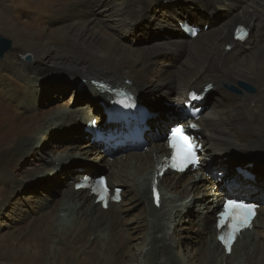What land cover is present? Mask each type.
<instances>
[{"label": "bare ground", "instance_id": "obj_1", "mask_svg": "<svg viewBox=\"0 0 264 264\" xmlns=\"http://www.w3.org/2000/svg\"><path fill=\"white\" fill-rule=\"evenodd\" d=\"M181 1L0 0V34L12 40L11 48L0 57V211L11 208L18 192L35 176L49 175L42 187L47 198L35 205L33 215L26 216L28 227L19 231L20 236L3 239L19 247L20 240H36L23 253L10 250L14 264H27L24 259L36 264H159L158 260L160 264H190V258L191 264H235L236 256L240 258L237 264H264V170L258 165L264 156L263 1L216 0L205 11L194 0L186 10ZM136 14L149 16L165 28L143 30L146 42L139 44L138 38L132 43L127 32L139 25ZM184 20L207 26L194 38L188 37L185 30H176ZM237 25L248 29L243 42L232 39ZM153 34L164 37L152 39ZM26 53H31V62L23 58ZM50 75L74 78L87 92L91 90L94 104L109 100L111 93L126 92L145 107L153 103L157 111L160 101L166 99L173 103L170 115L179 119L183 100L189 101L186 94L211 85L198 101L202 106L196 132L202 144L199 169L179 174L165 171L152 177L159 156L167 154L166 134L161 131L166 133L169 126V119L155 112L144 116L145 148L132 151L117 145L112 154L107 153L105 143L96 137L92 141L86 129V121L105 114L104 108L83 102L86 112L68 111L69 120L64 116L58 121L62 113L57 105L40 108L36 103L38 90L48 92L40 84ZM239 83L254 91L235 93L226 88L240 87ZM144 85L147 88L139 93ZM62 90L53 87L51 92L57 95ZM199 105L189 101L191 108ZM79 112V121L74 122ZM102 115L101 122L108 124ZM173 119L170 123L177 118ZM185 119L176 122L185 123ZM67 120L77 126L65 127L69 135L60 136V122ZM81 132H86L88 139L75 144ZM41 134L45 143L32 154ZM80 149V158L72 159L71 154ZM212 154L211 163L202 157ZM223 156L239 165H250L253 160L255 169L250 172L245 168L251 173L246 177L234 165L219 162ZM58 168L63 175H55ZM100 170L107 171L110 187L121 186L120 200L110 202L106 209L94 201L88 189L74 188L80 177ZM133 175H140L138 190L131 188ZM204 182L205 189L217 186L204 192ZM53 186L60 197L48 208ZM28 188L34 192L37 187L32 183ZM230 192L254 198L260 205L251 230L242 232L225 254L216 240L215 214L221 199ZM184 198H188L189 209H185L186 203L180 204ZM62 210L69 213L64 224L59 215ZM185 210L188 226L182 218ZM169 213L176 223L170 222ZM18 216L23 220L24 215ZM186 228L193 231L195 249L190 253L185 248L176 258L168 249L176 238H181L180 243L191 241L184 234ZM135 230H140V235L131 234ZM36 231L41 234L39 239ZM136 237L139 242L130 243L135 246L131 252L126 241ZM207 239L214 247L213 258Z\"/></svg>", "mask_w": 264, "mask_h": 264}, {"label": "rangeland", "instance_id": "obj_2", "mask_svg": "<svg viewBox=\"0 0 264 264\" xmlns=\"http://www.w3.org/2000/svg\"><path fill=\"white\" fill-rule=\"evenodd\" d=\"M194 1H195V3L198 6H201V10H203V11H205L206 9H208V7H210V5L213 2H218L216 0H208V3L207 2H204V0H199V1L194 0ZM162 3H164V2H162ZM189 3H190V0H188L186 3H184V0H182L180 2V4H182L184 6H187L186 10H189L190 9L189 8L190 7V4ZM165 4H167V0H165ZM183 10H185V9L183 8ZM136 18H137V20L139 22V25L135 26V30L134 31L133 30H129L127 32V35L129 37V39L132 41V43L136 42L135 39H138V38L140 40L138 42L139 44L144 43V42H141V40L145 41V38H144L145 34H144V31L143 30L154 31L155 29L158 30V29L165 28V26L162 23H156L149 16H140V14H136ZM108 23H110V22L108 21ZM192 23H194V22H192ZM204 25L207 26L206 24H203V25L202 24H199V23L198 24H195V26H197L198 28L201 27L200 29H202V27H204ZM107 29H108V31L112 35L115 34V31L113 29H111V27H109ZM176 30L177 31L180 30V25H177ZM200 31L201 30H199V33H200ZM0 35L11 40L10 37L5 36L4 34L3 35L0 34ZM187 36L190 37L188 33H187ZM158 37L161 38V37H164V36L163 35H154V34L152 35V39L158 38ZM192 38H194V37H192ZM139 44H137V45H139ZM27 54H29L31 56V53H26L25 55H27ZM2 57L3 56H1V58ZM32 59L33 58L31 56V59L29 61H27V60H25V61L26 62H31ZM102 79H103V77H102ZM79 80H82V79H79ZM77 82H78V80H77ZM82 84H83V82H82ZM40 85H42V87L48 89V92H46L45 94H43L41 92V90H38L37 93H36L35 101H36V103H38V105L40 106V108L41 107L47 108V107L52 106V105H57L58 107H56V108L59 109V113H62L61 115L57 116L58 121H60L64 116H66L67 119L69 120L68 117H70V116H69L68 111H70L72 113H73V111H76V110L77 111L78 110H81L83 112H86V109H85V107L83 105V102L84 103L85 102H90L91 104L93 103V108H95L94 105H96V107H98L100 110L103 107L102 105H104V103H102L101 101H95V104H94V101L92 102L91 97H90L91 95L89 94V91H91V90H88V92H87V90L85 89L84 85L81 86L79 83H76V80H74V78H72L70 76L69 77L68 76H51V75L49 77L46 76V77H44L42 79ZM205 86L206 85H204V87ZM53 87H60L63 90L60 93H58L57 94L58 96H57L56 94L54 95V93L51 92V90L53 89ZM235 87H238L241 90H245L244 88H241L239 86H235ZM146 88H147V85L141 86L139 88L138 92L139 93H142V91H144ZM209 89H211V85H207L204 89H202V91H205V93H206ZM0 90H1V88H0ZM219 94L220 93H217V95H219ZM187 95L188 94H186V98H187ZM75 97H77V99H73ZM79 98H80V101H79ZM138 99L140 100V98H138ZM172 105H173V103L171 104L170 101L164 99V100L160 101V103L158 104V106H160L158 108V110H157L158 112L157 111H154L157 114L159 113V114L164 115L165 120L166 119H169V123H167L166 126L168 124H171L170 121L173 118H177L176 121L181 120V118L179 119V117L177 115H175L174 117L170 115V111H171V106ZM150 107L155 108V106L153 105V103L150 105ZM178 112L181 113L180 111H178ZM96 113H98V112L96 111ZM101 115H100L99 118H97L99 124L101 122ZM79 116H80V112H79V114L77 116H75L74 122H76L77 120L79 121ZM93 118H96V117H93ZM68 120L66 122H64V123L60 122L61 125H62V128L60 129V134L61 135L59 134L60 136L69 135L67 133L68 131H67V129H65V127L71 128V127L77 126L76 124H68ZM165 120H162V122L164 124H165V122H164ZM88 121H90V119H88L86 122H88ZM164 124L162 125V127H164ZM161 133H162V135H164L165 134V131L162 130ZM87 139H88V135L86 134V132H83L81 134L80 140H78V138L75 137L74 143L75 144H80L81 142L86 141ZM44 143H45V138H44L43 134H41L40 135V138L37 140L36 145L31 150V153L32 154H35L36 152L38 153L39 152L38 150L40 149L41 146L44 145ZM77 147H79V146H77ZM80 153H81V149L79 151H77L76 154L75 153L74 154H71V155H73L72 156V159L73 158L74 159L78 158ZM81 155H82V153H81ZM95 155H96L95 152H91V156H95ZM217 155H220V154H217ZM217 155H214V156H217ZM88 156H89V154H88ZM212 156H213V154L211 155V157H208V158L211 159ZM109 159L111 160L112 157L109 158ZM49 160H50V158H49ZM214 160L215 161H218L216 159H214ZM220 161H222L223 163L231 164L232 166L234 165V169L237 168V165H238V164H236L234 162H230L231 160L228 159V158H226V157H222L219 160V162ZM258 163H259L258 164L259 167L262 170H264V156L262 158H259ZM252 164H253V160H252ZM252 164H250V165H241L240 167L247 168L249 170L251 168L253 169V165ZM59 171L60 170L58 168L57 170H54L53 172H55V175H58V176L59 175H63V174H59ZM100 171H103L104 174L107 175V171H105V170H100ZM255 171L258 172V169L255 170ZM98 172L92 173L91 175L98 176ZM48 176L49 175L47 174V172H44L42 175L35 176L31 182H28V184H27L26 187L24 186L23 190H20V192H18V194L16 195V198L13 200V203L11 204V208H9L8 210L3 211V212L0 211V261H2V259H4L3 260L5 262L4 264H14V258H12L11 256H9V253L10 254L12 253V251H10V250H13V249H16L17 250L18 249V251L20 253H23L25 250L28 249V247L30 245H33V244L36 243V240L35 239H28L27 241L24 239V240H20V242H19L20 247H19L18 245H14L13 243H10L9 240L3 241V239L4 238H9L10 236H13V235L20 236L19 231L24 230V229H26L28 227V225H29V219L26 216H28L30 214L33 215V209L35 208V205L38 204V202H40V201H42V200H44V199L47 198L46 196L48 194L46 193L45 189H43L42 187H43V184L48 180V178H47ZM133 176H134L133 177V181H132L133 184L131 185V188L133 187V189L135 188L136 190H138L139 187L141 188V184L140 183L142 182L140 180V175L139 176L137 175L139 178L136 175H133ZM66 178L64 179L65 181H66ZM32 183H35V188L37 187L34 192L30 188H28ZM205 183L206 182H204V184L202 185V188H204V192L205 191H208V192L211 191L212 192L213 190H215V187H213V188H206L205 189V186H206ZM137 185H138V187H137ZM208 186H209V184H208ZM55 187L63 188V185L62 184L61 185L60 184H55ZM55 187L53 186L51 188V190H53V191H51V194H52L51 196H52L53 200L50 201V206L48 208H51L52 205L55 203V200L58 199V197H60V194L55 189ZM117 187H120L121 188V186H117ZM164 193L166 195H168V196H172V194H170L168 192H164ZM209 195L207 197H209ZM213 196H215V195H210V197H213ZM197 198H199V197H197ZM187 200H188V198H184L183 201H180V204L181 205H183L184 203L187 204V206L185 207V209H189L190 208L189 201H187ZM192 203L195 204L194 202H192ZM17 211L19 213H17ZM67 213H68V211H66V210H62V211L59 212V215L61 214V217L60 218H61V223L62 224L67 223V220L66 219H67V217L69 215V213L68 214ZM18 215H24L23 220L20 221L19 220L20 218H19ZM168 215L170 216L169 217L170 222L176 223V220L174 219V217L171 216L170 213ZM182 218L184 219V224L186 225L187 224V221H188V219H185L186 218V210L184 211V215H183ZM192 221H193V219H192ZM168 222H167V224H168ZM187 226H188V224H187ZM100 230L101 231H104L103 227H101ZM192 232H193L192 230H190L189 228H186L184 230V234H186L187 235V238H189L191 241L188 240V242H187V241L183 240V242L180 243L181 238H179V239L176 238V240L172 243V246L168 249L169 250V253L171 255H173L174 257H176V258H180L183 255V253L186 251L185 248H188V250H190V253H192V251H194V249H195L194 248L195 247L194 239L193 240L191 239ZM131 234H133V235L134 234L135 235H140V230H135ZM35 235L38 237V239L41 237V234L38 231L35 232ZM178 240H179V242H178ZM126 242L129 245V248H130L131 252H134L135 251L134 250V247L135 246H132L130 243H135L136 245H138L139 238L136 237L134 239H129ZM207 244H208V249H209V255H210L211 258H213V255H214V247H213V244H211L208 241V239H207ZM242 244H243V242H240L239 247H241ZM8 256L10 258H6ZM132 257H134V255ZM24 261L27 264L28 263L29 264H36V263H31L30 260L24 259ZM239 261H240L239 256H236V260H235L234 263L237 264V263H239ZM160 262H161V260H158V263L159 264H160ZM189 263L191 264V258L189 260Z\"/></svg>", "mask_w": 264, "mask_h": 264}, {"label": "snow or ice", "instance_id": "obj_3", "mask_svg": "<svg viewBox=\"0 0 264 264\" xmlns=\"http://www.w3.org/2000/svg\"><path fill=\"white\" fill-rule=\"evenodd\" d=\"M194 127V125H193ZM170 147L173 151V160L181 164L187 163L194 155V146L191 144L189 137L184 134L183 127H175L169 137ZM175 167V163L173 164ZM101 185L104 184V178L99 179ZM155 194V187L153 186ZM255 205L247 204L243 201L228 200L224 204V211L219 214L217 227L227 223L229 231L218 236L224 244L225 248L230 250L232 241L235 239L236 233L241 227L250 226V218L254 215L253 209Z\"/></svg>", "mask_w": 264, "mask_h": 264}, {"label": "water", "instance_id": "obj_4", "mask_svg": "<svg viewBox=\"0 0 264 264\" xmlns=\"http://www.w3.org/2000/svg\"><path fill=\"white\" fill-rule=\"evenodd\" d=\"M10 48H11V40L0 35V57L3 56V54L7 50H9ZM24 59L27 60V61H29L31 59V56L29 54H27V55L24 56ZM92 82L94 84H96V85H100V82L97 81L98 82L97 83L96 80H92ZM239 85H240L241 88H244L245 90H247L249 92H253L254 91L253 87L250 86V85L243 84V83H239ZM226 88L229 89L232 92H235V93H240L241 92V89H239L238 87L232 86V85H226ZM111 94H112V97L108 101H115L117 98L113 95V93H111ZM147 107L149 109H152L148 105H147ZM223 157H225V156H223ZM101 174H103V173L101 172Z\"/></svg>", "mask_w": 264, "mask_h": 264}]
</instances>
